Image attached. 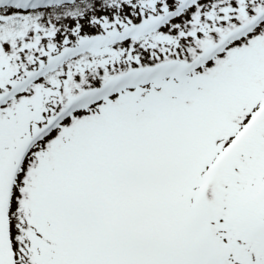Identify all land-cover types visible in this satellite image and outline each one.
Segmentation results:
<instances>
[{
  "label": "snow or ice",
  "instance_id": "obj_1",
  "mask_svg": "<svg viewBox=\"0 0 264 264\" xmlns=\"http://www.w3.org/2000/svg\"><path fill=\"white\" fill-rule=\"evenodd\" d=\"M0 264H264V0H0Z\"/></svg>",
  "mask_w": 264,
  "mask_h": 264
}]
</instances>
